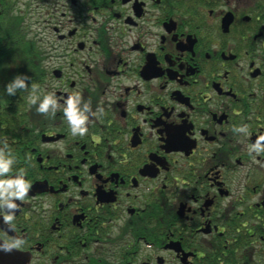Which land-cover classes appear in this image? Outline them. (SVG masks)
<instances>
[{"label":"flooded vegetation","instance_id":"obj_1","mask_svg":"<svg viewBox=\"0 0 264 264\" xmlns=\"http://www.w3.org/2000/svg\"><path fill=\"white\" fill-rule=\"evenodd\" d=\"M28 10L49 32L34 96L57 109L32 104L23 134L0 130L8 175L30 184L0 206V264H264V151H249L264 134V0ZM77 92L95 113L84 136L63 115Z\"/></svg>","mask_w":264,"mask_h":264},{"label":"trees","instance_id":"obj_2","mask_svg":"<svg viewBox=\"0 0 264 264\" xmlns=\"http://www.w3.org/2000/svg\"><path fill=\"white\" fill-rule=\"evenodd\" d=\"M20 6V0H0V130L4 131L5 127V134L12 135L23 134L22 119L32 105L27 97L36 93L40 53L36 38L28 35L29 25ZM25 73L31 78L28 86L18 89L16 95H7L4 85L14 76Z\"/></svg>","mask_w":264,"mask_h":264},{"label":"clouds","instance_id":"obj_3","mask_svg":"<svg viewBox=\"0 0 264 264\" xmlns=\"http://www.w3.org/2000/svg\"><path fill=\"white\" fill-rule=\"evenodd\" d=\"M28 74L16 75L11 81L4 85L3 91L9 95H16L18 89H25L30 81ZM30 103L36 104V112L47 115H54L57 109V99L54 93H47L40 99L37 104V97L33 96ZM63 115L70 128L71 133L79 136H84L88 131L89 115H95L91 109L90 100H82L81 95L77 93H71L64 100ZM102 112L103 109H100ZM234 131H244L243 127L234 129ZM6 139L4 147L0 148V206L7 208L8 210H14L16 208V200H23L27 194L30 184L25 179V170L23 168L16 169L12 175H8L12 172L13 165L15 163V157L11 152L6 151ZM250 152L260 153L264 151V134H261L257 140L251 144L249 148ZM12 211L9 212L4 220H13ZM22 242L17 241L14 245L9 247H18ZM7 250V249H6Z\"/></svg>","mask_w":264,"mask_h":264},{"label":"rangeland","instance_id":"obj_4","mask_svg":"<svg viewBox=\"0 0 264 264\" xmlns=\"http://www.w3.org/2000/svg\"><path fill=\"white\" fill-rule=\"evenodd\" d=\"M29 11L30 10H28V12H26V15H24V20L26 21V23L28 25H30V27H29L30 30L28 32V35H29V37L36 38L38 47H41L42 43H43V40H45L46 37L49 36L48 35L49 32L44 30L43 33H42V30H41L42 27L39 26V24H38V22L36 20L37 19V16H36L37 13L36 12L31 13ZM34 33H36V34H34ZM32 35H34V36H32ZM49 58H51V57H49ZM49 58H46V59L48 60Z\"/></svg>","mask_w":264,"mask_h":264},{"label":"water","instance_id":"obj_5","mask_svg":"<svg viewBox=\"0 0 264 264\" xmlns=\"http://www.w3.org/2000/svg\"><path fill=\"white\" fill-rule=\"evenodd\" d=\"M1 246V245H0ZM0 253L1 254H4L5 253V250H0Z\"/></svg>","mask_w":264,"mask_h":264}]
</instances>
